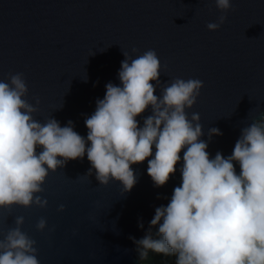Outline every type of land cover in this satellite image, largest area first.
<instances>
[{
  "label": "water",
  "instance_id": "water-1",
  "mask_svg": "<svg viewBox=\"0 0 264 264\" xmlns=\"http://www.w3.org/2000/svg\"><path fill=\"white\" fill-rule=\"evenodd\" d=\"M231 3L225 22L211 31L206 25L221 15L214 0H0V80L23 73L24 99L38 109L33 118H55L61 127L71 120L86 137L84 121L105 85H120L123 52L135 58L153 49L161 63L154 95L173 78L201 80L195 104L185 111L189 119L199 114V139L208 143L210 158L217 151L227 157L241 129L264 116V0ZM151 114V106L139 114L138 127ZM213 127L222 135L209 139ZM150 158L131 165L136 183L126 192L119 181L100 185L94 170L86 175V154L69 160L49 171L36 194L46 207L0 208V239L22 216L20 229L36 241L40 264H143L131 238L143 237L155 208L168 204L183 163L156 187L147 174Z\"/></svg>",
  "mask_w": 264,
  "mask_h": 264
},
{
  "label": "clouds",
  "instance_id": "clouds-1",
  "mask_svg": "<svg viewBox=\"0 0 264 264\" xmlns=\"http://www.w3.org/2000/svg\"><path fill=\"white\" fill-rule=\"evenodd\" d=\"M214 4L221 15L206 25L211 31L233 9L231 0ZM123 55L120 85H105L103 99L96 100L95 111L84 121L86 137L74 131L71 120L61 127L55 118L44 123L33 118L38 109L24 99L23 73L0 80V208L46 207L47 200L36 194L44 191L49 171L85 154L91 165L86 175L94 170L100 185L119 181L125 192L136 183L131 165L151 157L147 174L160 187L182 159L181 183L168 204L155 208L143 237L131 238L141 257L151 250L173 256L174 264H264V116L241 129L231 155L217 151L210 158L208 143L199 139V114L189 119L185 111L195 104L203 82L173 78L154 95L161 69L155 50L135 58ZM149 106L152 114L138 127L136 117ZM213 135L222 132L210 128L209 139ZM233 162L239 164V174ZM63 208L61 204L58 210ZM23 219L16 217V227L0 239V264H40L36 241L20 229ZM45 227L40 218L37 230Z\"/></svg>",
  "mask_w": 264,
  "mask_h": 264
},
{
  "label": "trees",
  "instance_id": "trees-1",
  "mask_svg": "<svg viewBox=\"0 0 264 264\" xmlns=\"http://www.w3.org/2000/svg\"><path fill=\"white\" fill-rule=\"evenodd\" d=\"M152 253H151L152 257L148 253L147 256L143 257L142 259L143 264H174L175 258L173 256H166L163 254H157L155 252Z\"/></svg>",
  "mask_w": 264,
  "mask_h": 264
},
{
  "label": "rangeland",
  "instance_id": "rangeland-1",
  "mask_svg": "<svg viewBox=\"0 0 264 264\" xmlns=\"http://www.w3.org/2000/svg\"><path fill=\"white\" fill-rule=\"evenodd\" d=\"M151 253H152V251L151 250H149V252H148V254H150V256H151ZM153 254V253H152ZM154 255V254H153ZM152 257V256H151Z\"/></svg>",
  "mask_w": 264,
  "mask_h": 264
}]
</instances>
